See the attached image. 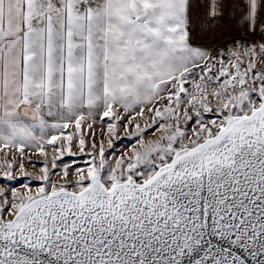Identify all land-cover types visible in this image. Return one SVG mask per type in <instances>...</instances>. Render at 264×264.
I'll list each match as a JSON object with an SVG mask.
<instances>
[{"label": "snow or ice", "instance_id": "1", "mask_svg": "<svg viewBox=\"0 0 264 264\" xmlns=\"http://www.w3.org/2000/svg\"><path fill=\"white\" fill-rule=\"evenodd\" d=\"M0 264H264V0H0Z\"/></svg>", "mask_w": 264, "mask_h": 264}]
</instances>
